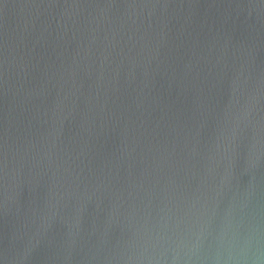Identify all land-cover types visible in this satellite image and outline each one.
Masks as SVG:
<instances>
[{"label":"water","instance_id":"95a60500","mask_svg":"<svg viewBox=\"0 0 264 264\" xmlns=\"http://www.w3.org/2000/svg\"><path fill=\"white\" fill-rule=\"evenodd\" d=\"M0 264H264V0H0Z\"/></svg>","mask_w":264,"mask_h":264}]
</instances>
